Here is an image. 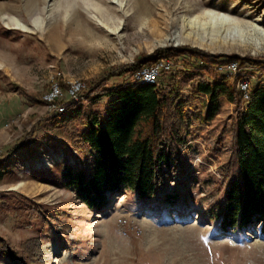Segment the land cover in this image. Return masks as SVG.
Listing matches in <instances>:
<instances>
[{
  "label": "rangeland",
  "instance_id": "1",
  "mask_svg": "<svg viewBox=\"0 0 264 264\" xmlns=\"http://www.w3.org/2000/svg\"><path fill=\"white\" fill-rule=\"evenodd\" d=\"M65 5L66 0H0V162L5 163L0 193L15 192L50 211L66 212L74 232L43 245L37 264H264L260 226L224 234L202 217L196 190L187 215L169 205L159 213L156 200L139 205L124 194L112 197L101 213L84 208L73 192L55 183L59 164L67 160L74 166L76 159L49 142L67 138L62 124L68 111L60 113L64 120L58 124L50 119L55 106L72 101L67 94L72 86L79 84L82 94L87 85L158 49L189 46L212 56L264 59V0H159L146 14L136 10V0H121L103 5L106 16L100 19L65 16ZM246 70L252 88L264 84V66ZM173 74L183 88L194 79L180 69ZM123 78L127 81L128 73ZM159 80H165L163 74ZM54 86L61 95L49 101ZM21 89L39 94L37 102ZM110 100L79 102L82 110L103 112ZM231 113L232 105L224 104L214 123ZM187 145V170L217 180L215 161L201 139ZM20 218L11 209L0 211V236L15 247L36 236L20 226Z\"/></svg>",
  "mask_w": 264,
  "mask_h": 264
},
{
  "label": "trees",
  "instance_id": "2",
  "mask_svg": "<svg viewBox=\"0 0 264 264\" xmlns=\"http://www.w3.org/2000/svg\"><path fill=\"white\" fill-rule=\"evenodd\" d=\"M160 60L173 64L171 72L163 74L165 80L138 84L136 74ZM230 63L246 73V65L259 69L264 59L166 47L87 85L82 99L111 100L103 112L82 110L80 102L72 100L65 104V120L60 113L52 115L50 123L64 120L67 138H52L51 147L76 159L74 166L67 160L59 164L55 183L97 213L112 197L124 194L139 205L156 200L159 213L162 205H169L187 215V202L196 190L201 193L196 204L203 208L202 217L215 221L224 234H240L255 224L264 232V84H250V100L243 101L238 75L226 71ZM175 69L194 75L188 88L173 74ZM126 73L128 80L121 82ZM20 94L32 102L39 96L27 89ZM224 104L232 105V113L214 123ZM197 139L212 154L217 180L199 179L186 168L187 143ZM4 165L2 160L0 168ZM8 209L18 212L20 226L36 236L18 247L0 236V264H37L43 245L74 235L62 210L50 211L15 192L0 193V211Z\"/></svg>",
  "mask_w": 264,
  "mask_h": 264
},
{
  "label": "built area",
  "instance_id": "3",
  "mask_svg": "<svg viewBox=\"0 0 264 264\" xmlns=\"http://www.w3.org/2000/svg\"><path fill=\"white\" fill-rule=\"evenodd\" d=\"M173 66L172 63L170 61L167 60H160L157 61L156 63H153L149 66H146L144 68H142V70H140L137 74H136V80L138 84H148V85H158L159 84V79L161 77L162 74L164 73H168L171 72ZM226 71H228L229 73H232L234 75H238L239 79L237 82V87L239 89V91L242 94V99L244 101H248L250 100V93H249V89H250V82L246 77V73H244L243 71L239 70L235 64H229L226 67ZM50 96H48V100L49 101H53L54 98H56L57 96L61 95V92L58 88V86H54L51 90V92L49 93ZM68 98L70 100H74V101H79L82 100V96H81V90H80V85L77 84L76 86H72L68 92ZM55 111L57 113H63L65 111V106H55L54 107Z\"/></svg>",
  "mask_w": 264,
  "mask_h": 264
},
{
  "label": "bare ground",
  "instance_id": "4",
  "mask_svg": "<svg viewBox=\"0 0 264 264\" xmlns=\"http://www.w3.org/2000/svg\"><path fill=\"white\" fill-rule=\"evenodd\" d=\"M34 1V0H33ZM120 3L121 0H66V5L64 8L65 16L76 17L77 15L85 14L89 15L95 19L104 18L105 15V7L113 6L116 2ZM159 0H136V10L140 13L146 14L149 11V7L151 4H156ZM35 3V2H34ZM35 7V4H34ZM210 20L215 19L211 14H209ZM2 18H9L6 15L2 14ZM225 19L220 18L218 20V24L224 27ZM24 28V26H22ZM1 64V63H0ZM19 187L23 186V183L18 184ZM15 187V186H14ZM16 188V187H15Z\"/></svg>",
  "mask_w": 264,
  "mask_h": 264
}]
</instances>
